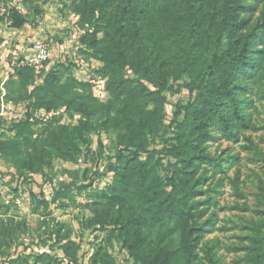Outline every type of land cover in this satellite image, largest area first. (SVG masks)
I'll return each mask as SVG.
<instances>
[{"label": "trees", "instance_id": "16d2710c", "mask_svg": "<svg viewBox=\"0 0 264 264\" xmlns=\"http://www.w3.org/2000/svg\"><path fill=\"white\" fill-rule=\"evenodd\" d=\"M2 1L7 6L13 0ZM71 1L73 11L92 27L80 44L102 65L97 73L106 98L66 70H52L36 86L39 70L17 69L11 77L20 91L13 100L28 101V109L12 127L14 140L0 136V154L12 158L20 171L37 175L51 167L52 158L75 164L83 153L76 137L98 127L112 130L121 151L106 166V173H114L112 185L89 208L91 227L117 233L135 264H221L214 245L203 243L217 197L201 198L202 168L223 167L209 151L216 132L239 142L254 128L245 96L264 65V8L253 22L264 0ZM35 10L43 14L40 6ZM8 13L14 29L28 23L16 7ZM184 78L189 99L175 108V136L162 151H150L163 129L165 93L171 82ZM41 111H64L71 119L79 115L80 126L54 116L43 136L32 140L41 124L34 112ZM162 154L175 160L165 178L156 160ZM262 227L255 231V246H264ZM62 250L75 262V244ZM39 263L60 264L47 253L35 259ZM254 264H264V252Z\"/></svg>", "mask_w": 264, "mask_h": 264}, {"label": "rangeland", "instance_id": "374dc122", "mask_svg": "<svg viewBox=\"0 0 264 264\" xmlns=\"http://www.w3.org/2000/svg\"><path fill=\"white\" fill-rule=\"evenodd\" d=\"M37 5L42 15L37 14ZM12 7L28 17V23L17 33L9 20L8 10ZM263 8L261 4L253 22L260 20ZM91 29L73 11L71 0H13L7 6L0 0L1 38L6 31L11 33L9 38L22 39L28 50L37 42L50 46L51 60L47 67L39 70L36 86L41 85L52 70H66L67 76L90 82L91 92L103 99L106 98L104 81L97 73L102 65L88 58L80 44V38ZM6 40L11 42L6 38L2 43ZM10 44L8 50L13 46ZM15 80L0 74V136L5 140H14L12 127L24 118L28 109V101L13 100L20 91ZM186 80L170 83L165 93L168 103L164 109L163 129L160 136L152 140L150 151H162L167 141L174 138L175 108L189 99L183 86ZM256 81L245 96L250 101L254 128L246 130L239 142L216 132L217 140L210 143L209 151L221 160L223 167L218 170L205 165L202 168L205 182L201 198L217 197L210 204V211L216 216L206 226L209 233L203 243L214 245L213 252L221 264H254L264 252V246L253 243L256 229L264 224V65ZM34 115L41 124L31 136L32 140L43 136L45 126L54 116H61L62 124L73 127L80 126L81 121L79 115L71 119L64 111H41ZM116 136L114 131L102 132L100 127L85 132L82 139L75 136L83 151L78 161L69 164L52 158L51 167H45L37 175L20 171L12 158L0 154V264H35V259L43 253L50 254L60 264H135L122 249L117 233H111V228L94 229L89 224L93 217L90 206L100 202V194L114 179V173H106V166L114 163L121 151L116 145ZM157 159L160 160V176L165 178L175 160L166 154L156 156ZM85 186L90 187L83 189ZM67 192L68 198H60ZM67 243L76 246L75 262L63 253L62 246ZM26 258H29L28 263L24 261Z\"/></svg>", "mask_w": 264, "mask_h": 264}, {"label": "built area", "instance_id": "2783aa9c", "mask_svg": "<svg viewBox=\"0 0 264 264\" xmlns=\"http://www.w3.org/2000/svg\"><path fill=\"white\" fill-rule=\"evenodd\" d=\"M2 46V38L0 37V48ZM51 60V49L46 42H37L29 49L28 53L13 55L4 60L0 59V74L9 79L16 75L17 69L20 68H34L41 70ZM3 64L5 65V72L2 71ZM104 88V86H103Z\"/></svg>", "mask_w": 264, "mask_h": 264}, {"label": "crops", "instance_id": "0c3cea01", "mask_svg": "<svg viewBox=\"0 0 264 264\" xmlns=\"http://www.w3.org/2000/svg\"><path fill=\"white\" fill-rule=\"evenodd\" d=\"M19 32V30H16L15 33ZM11 33H8V32H4V36L2 39H8L9 41H11L10 43H12V48L10 50H8L7 47H9V45H11L7 40L5 42L2 43V46L0 48V59L4 60L5 58L7 57H12L13 55H20V54H25V53H28V49L25 48V46H23V42H22V39L19 40L18 38H14V39H11L8 37V35H10ZM31 48V46H30ZM27 49V50H26ZM7 55V56H6ZM12 55V56H11ZM4 65V64H3ZM3 72L5 70V65L3 66Z\"/></svg>", "mask_w": 264, "mask_h": 264}]
</instances>
